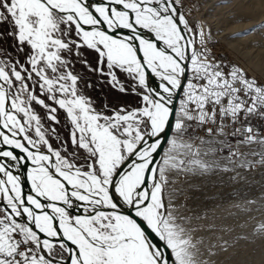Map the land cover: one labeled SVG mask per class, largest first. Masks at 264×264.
Instances as JSON below:
<instances>
[{"label":"snow or ice","instance_id":"6c2138e0","mask_svg":"<svg viewBox=\"0 0 264 264\" xmlns=\"http://www.w3.org/2000/svg\"><path fill=\"white\" fill-rule=\"evenodd\" d=\"M178 4L0 0V264H216L228 251L195 235L215 224L194 223L206 214L177 203L176 185L254 167L240 148L264 145L251 125L264 121V83L217 60L211 29L194 30ZM77 65L121 93L128 74L141 106L97 110ZM61 110L66 139L53 126ZM28 162L26 194L13 169Z\"/></svg>","mask_w":264,"mask_h":264},{"label":"rangeland","instance_id":"374dc122","mask_svg":"<svg viewBox=\"0 0 264 264\" xmlns=\"http://www.w3.org/2000/svg\"><path fill=\"white\" fill-rule=\"evenodd\" d=\"M225 2L221 6L218 0H179L178 8L194 30H197L201 23L211 29L212 40L208 47L212 49L217 60L226 58L224 63L237 64L249 77L264 83V77L260 72L253 70L244 56L245 52H249L253 60L256 59V62L264 66V29L251 35H244L242 38L235 35L264 23V0ZM2 46L7 47V44ZM77 69L81 70L82 75H87L89 81L94 82L91 88H85L83 84L81 88L84 94L91 98L97 110L105 107L141 106L140 97L133 91L134 81L128 74L118 73L121 83L128 89L127 92L121 93L103 77L85 74L79 65ZM37 111L42 116L44 129H48L51 122L43 119L42 110ZM59 117L61 124L53 126L57 128L60 137L66 139L69 125L62 110ZM251 125L264 137V121L253 119ZM198 134L204 135L203 131H199ZM48 136L53 147H57L58 142L50 132ZM232 142L235 145L236 141ZM240 151L246 153L247 159L253 162L254 167L251 170L237 168L236 172L217 171L207 177H192L188 180L181 178L180 183L176 185L181 190L177 203H185L194 214L201 216L206 214L204 219L194 223L215 224L212 232L201 231L195 235L204 236L206 243H219L215 237H223L229 241L227 252L216 249L217 256L211 258L216 264H264V233L256 232L259 225L264 223V166L258 163L259 154L264 153V145L241 146ZM226 155L227 152L219 154L216 159H219L221 164H226L227 161L223 159ZM237 173H239L237 179H231ZM201 249L204 251L201 259H209L203 246Z\"/></svg>","mask_w":264,"mask_h":264},{"label":"bare ground","instance_id":"6f19581e","mask_svg":"<svg viewBox=\"0 0 264 264\" xmlns=\"http://www.w3.org/2000/svg\"><path fill=\"white\" fill-rule=\"evenodd\" d=\"M220 1L219 5L222 6L223 3H226L225 0H218ZM223 1V2H222ZM235 1V0H232ZM92 3H97V2H103V0H91ZM239 2V1H238ZM228 3V1H227ZM218 5V6H219ZM242 5V4H241ZM225 6H223L224 8ZM227 9V8H226ZM178 10L182 13V11L180 10V8H178ZM219 10V9H218ZM256 24H253V26ZM127 31V30H124ZM145 35H149L147 32H145ZM163 46V45H161ZM249 52H245L246 55L245 58L248 60L249 64L251 65V67L253 68V70H255L256 72H260L261 75L264 77V66L261 65L259 62H256L255 60H253V57H250ZM149 83L151 85V87L158 89L159 88V84L161 83V81L159 80V78L155 77V76H150V80ZM177 108H178V103H177ZM33 135V137L35 138V133L34 130L30 133V135ZM172 133L169 134V136L171 137ZM167 148V145L165 146V150ZM16 152V154L19 155H24L23 153H20L19 150H14ZM161 155H163V153H161ZM32 168V165L30 162L25 163L21 168L19 169H13V174L15 175H19L21 177V182H22V187L23 190L26 194L31 192V183L28 180V172L30 171V169ZM230 229V228H229ZM238 229V228H237ZM228 231V230H227ZM217 235V234H216ZM216 238V237H215ZM158 242V241H157ZM252 250V249H251ZM252 251H249V253Z\"/></svg>","mask_w":264,"mask_h":264},{"label":"water","instance_id":"95a60500","mask_svg":"<svg viewBox=\"0 0 264 264\" xmlns=\"http://www.w3.org/2000/svg\"><path fill=\"white\" fill-rule=\"evenodd\" d=\"M170 134V133H169Z\"/></svg>","mask_w":264,"mask_h":264}]
</instances>
